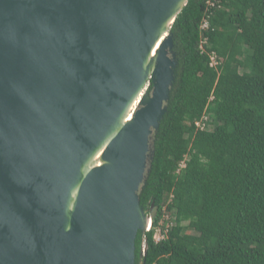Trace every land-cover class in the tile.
Segmentation results:
<instances>
[{
  "label": "water",
  "instance_id": "water-1",
  "mask_svg": "<svg viewBox=\"0 0 264 264\" xmlns=\"http://www.w3.org/2000/svg\"><path fill=\"white\" fill-rule=\"evenodd\" d=\"M188 3L0 0V264H145L153 217L139 193Z\"/></svg>",
  "mask_w": 264,
  "mask_h": 264
},
{
  "label": "trees",
  "instance_id": "trees-1",
  "mask_svg": "<svg viewBox=\"0 0 264 264\" xmlns=\"http://www.w3.org/2000/svg\"><path fill=\"white\" fill-rule=\"evenodd\" d=\"M208 1L189 0L171 30L175 82L139 193L166 238L146 234L145 264H264V0Z\"/></svg>",
  "mask_w": 264,
  "mask_h": 264
},
{
  "label": "bare ground",
  "instance_id": "bare-ground-1",
  "mask_svg": "<svg viewBox=\"0 0 264 264\" xmlns=\"http://www.w3.org/2000/svg\"><path fill=\"white\" fill-rule=\"evenodd\" d=\"M172 23V20H168L166 21L163 26L161 27L160 31H159V36L157 38V41L152 49V51L150 52L149 56H148V59H152V58H155L157 55H158V48L160 47V44L162 43V41H164V39L167 37V34H164V32L166 31V29L168 27H170ZM140 93V91L138 92ZM138 95V94H137ZM136 95V96H137ZM136 96L133 98L130 106L128 107L127 109V112H126V115H124V122H127V121H130L132 120V115H133V110L132 107L136 104L138 105L140 102H141V99H142V96L139 98V96L136 98ZM107 143L103 144L99 150L96 152V155L94 157H92L90 159V162H89V169H93V168H96V167H100L103 165V162L99 159V157L102 155L103 151H104V146L106 145Z\"/></svg>",
  "mask_w": 264,
  "mask_h": 264
},
{
  "label": "built area",
  "instance_id": "built-area-1",
  "mask_svg": "<svg viewBox=\"0 0 264 264\" xmlns=\"http://www.w3.org/2000/svg\"><path fill=\"white\" fill-rule=\"evenodd\" d=\"M208 9H209V11H210V8H214V7H216V5H217V1H215V0H210V1H208ZM209 27H210V16L209 15H207L205 18H204V20H203V22H202V26H201V32L203 33V32H206V31H208L209 30ZM207 44V39H204L203 38V40H202V45H201V50H202V52L204 53L205 52V50H204V46ZM211 60H212V64H211V66L212 67H216L218 64H219V62H218V59H217V56L215 55V54H213V55H211ZM208 122V117H203V119L200 121V122H197L196 123V126L200 129V130H205L206 129V123ZM161 230V229H160ZM161 233H162V231H161ZM156 239V238H155ZM156 241H157V239H156ZM159 241H161L160 239L157 241V242H159Z\"/></svg>",
  "mask_w": 264,
  "mask_h": 264
},
{
  "label": "rangeland",
  "instance_id": "rangeland-1",
  "mask_svg": "<svg viewBox=\"0 0 264 264\" xmlns=\"http://www.w3.org/2000/svg\"><path fill=\"white\" fill-rule=\"evenodd\" d=\"M182 167H184V165ZM147 213H148L147 215L153 217V219H155V217L157 216V211L154 208L148 209ZM171 219H173V217L171 215H166L165 218H164V220H167V221L169 220L170 221V223L168 225L169 227H172L174 225V222L171 221ZM163 224H164V221L162 220L160 225L162 226ZM165 235L166 234L161 233L160 228H155V238L157 239V241L159 239L160 240H164L166 238Z\"/></svg>",
  "mask_w": 264,
  "mask_h": 264
},
{
  "label": "clouds",
  "instance_id": "clouds-1",
  "mask_svg": "<svg viewBox=\"0 0 264 264\" xmlns=\"http://www.w3.org/2000/svg\"><path fill=\"white\" fill-rule=\"evenodd\" d=\"M165 218V217H164ZM164 220V219H163ZM154 230V232H155V228H154V219H153V221H152V227H151V230L149 231V232H152ZM149 232H147V233H149ZM154 237H155V235H154ZM162 241V240H161ZM160 242V241H159Z\"/></svg>",
  "mask_w": 264,
  "mask_h": 264
}]
</instances>
